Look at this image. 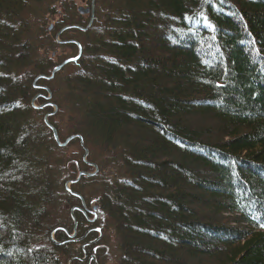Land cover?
Here are the masks:
<instances>
[{
  "label": "trees",
  "instance_id": "trees-1",
  "mask_svg": "<svg viewBox=\"0 0 264 264\" xmlns=\"http://www.w3.org/2000/svg\"><path fill=\"white\" fill-rule=\"evenodd\" d=\"M72 25H87L73 0H0V264L82 256L49 235L72 231L65 184L92 165L70 190L117 264H264V0H95L91 26L60 36L78 60L36 82L73 137L59 147L31 100L77 54L55 40Z\"/></svg>",
  "mask_w": 264,
  "mask_h": 264
},
{
  "label": "water",
  "instance_id": "water-1",
  "mask_svg": "<svg viewBox=\"0 0 264 264\" xmlns=\"http://www.w3.org/2000/svg\"><path fill=\"white\" fill-rule=\"evenodd\" d=\"M77 12H78L80 15H84V14H86V13H90V19H89V21H88L86 27H81V26H77V25L65 26V27H63V28H62V29L56 34V36H55V40H56V42H57L58 44H67V43H72V44H74V45L77 47V50H78V51H77V54H76L74 57H69V58L64 59V60L61 61L59 64H57L56 66H54V67L52 68V70H51V73H50L48 76H46V75H39L38 77H36V78L34 79V82H33V87H34V88L39 87V86L36 85V82H37L38 80H40V79H45V80H51V79H53L54 76H55V74H56L57 72L61 71L66 65H68V64H70V63H72V62H75V61L78 60V58L80 57L82 49H81V45H80L79 42H77V41H75V40L62 41V40L59 39V37H60V35H61L64 31H66V30H69V29H78V30H80V31H86L87 28L91 26L92 21H93V13H94V3H93V0H92V4H91L90 7L78 6V7H77ZM52 28H53V26L50 25V26L48 27V30L51 31ZM54 55H55V53L52 54V56H54ZM41 88L44 89V90L46 91V95L36 94V95L34 96V98L32 99V101H31V106H32L33 108H35V109H41V108H43L44 106H50V107L53 108V111H52V112L47 113V114L44 116V123H45V125L50 129V131L52 132L53 138H54L55 142L57 143V145H58L59 147H63V146H65L70 140H72L73 137H69V138L66 139L63 143H61V142L59 141L56 130L54 129V127H53V126L49 123V121H48V117H49L51 114H54V113L56 112L57 107H56V105H54L53 103L49 102V100H50V98H51V92H50V90H49L47 87H41ZM38 97H42L43 99L46 100V102H45L44 104H42V105L35 106L34 101H35L36 98H38ZM79 140H80V145H81V147L83 148V151H84V154H83L82 160H83L85 163H87L86 158H87V155H88V151H87L86 148H84V146H83V142H82V139H81L80 137H79ZM92 166L94 167V171H93V172H79L78 175H77V177H76L74 180H70V181L66 182V184H65V190H66L68 193H70L72 196L77 197V198L81 201V205H82L83 207H84L85 205H84V201H83L82 197H81L79 194H77V193H75V192H72V191L70 190V186H71L72 184L78 182L82 176H85V177H92V176H94V175L97 173V170H98V169L96 168L95 165H92ZM74 210H78V211H80V212H84V211H83V208H77V207H76V208H72V209H71V211H70V215H71L72 220H73V228H72V233H71V234H68V233L66 232V230H64L63 228H55V229H53V230L51 231L49 237H50L51 241H52L53 243H55L56 245H61V244H64L65 242H69V241L71 242V241H74V240H75V239H73V238H74V236H75V230H76L77 223H76V219H75V217H74ZM96 210H97V207H93V211H96ZM93 216H94V218H93V220H94L96 216H95V214H94ZM93 220H92V221H93ZM62 229L67 233V236H68L69 239H66V240H64V241H62V242H57V241L54 240V234H55L56 231H58V230H62ZM98 232L100 233L99 230H98ZM72 237H73V238H72ZM98 238H99V237H98ZM96 240H98V239H96ZM96 240H94V241H96ZM75 241H76V240H75ZM94 241H93V242H94ZM83 248H84V247H83ZM74 259H75V257L70 258V259L67 261V264H71V263H72V260H74ZM91 259L95 260L94 256H92Z\"/></svg>",
  "mask_w": 264,
  "mask_h": 264
},
{
  "label": "rangeland",
  "instance_id": "rangeland-1",
  "mask_svg": "<svg viewBox=\"0 0 264 264\" xmlns=\"http://www.w3.org/2000/svg\"><path fill=\"white\" fill-rule=\"evenodd\" d=\"M74 3H75V6L76 8L78 6H83V7H86L85 4H82L80 2V0H73ZM94 14H95V8H94ZM85 15V14H84ZM83 19L85 20V18L83 17ZM83 22H86L83 21ZM73 34V33H72ZM72 34H68V36H73ZM61 40V38H59ZM59 52L58 54L61 52V55H69V50L68 49H63V48H58ZM61 61L64 60V57H60ZM56 62L58 61V59L55 60ZM52 80V79H51ZM49 81V80H47ZM37 85V84H36ZM39 87H37L39 90L43 91L46 93V91L44 89H42L41 87H46V86H42V85H38ZM48 88V87H47ZM38 94H41L43 95L42 92H39ZM46 95V94H45ZM42 98V97H40ZM38 99V98H37ZM32 101V100H31ZM45 101V100H44ZM37 106V105H35ZM62 143V142H61ZM66 146V145H65ZM84 146V145H83ZM64 147V146H63ZM85 148V147H84ZM83 149V148H82ZM88 151V149H87ZM84 154V153H83ZM88 156V155H87ZM86 161H87V158H86ZM89 164V163H88ZM93 167V166H92ZM97 168V167H96ZM94 169V167H93ZM83 172V171H81ZM93 172V171H91ZM85 203V202H84ZM91 204V203H90ZM99 218V219H98ZM102 215L99 213V211H97L96 213V221L98 220L97 222V227L99 228V235H100V239L94 241V243L98 242V254H97V261L98 263L96 262V259L93 260L95 264H117V244H116V241L115 239L113 238L112 234L110 232H106V233H103L102 232V227H103V223L102 221H100V219H102ZM77 227V226H76ZM51 233V232H50ZM72 233V231H71ZM70 233V234H71ZM75 237V236H74ZM102 237L104 239V241H101L102 240ZM73 238V237H72ZM56 241V239H54ZM101 242V243H100ZM95 258V257H94ZM73 261V260H72ZM72 264V263H71Z\"/></svg>",
  "mask_w": 264,
  "mask_h": 264
},
{
  "label": "flooded vegetation",
  "instance_id": "flooded-vegetation-1",
  "mask_svg": "<svg viewBox=\"0 0 264 264\" xmlns=\"http://www.w3.org/2000/svg\"><path fill=\"white\" fill-rule=\"evenodd\" d=\"M80 2L82 4H85L86 7H90L92 4V0H80ZM93 3H94V8H95V0H93ZM79 17L81 18L82 22L85 20H86V22H88L89 18H90V13H86L85 15H79ZM83 17L85 18V20L83 19ZM82 215L85 217V219L87 221V225H86L87 228H86V231L83 233L82 236H77V230H76V235L73 238V239H78V241H76L75 243H80V248L82 250V256L76 257V259L78 261H80L82 264H95L94 261L91 259V257L94 256L96 259V262L98 263V261H97L98 242L94 243L93 241L98 238L97 230H99V228L97 226L93 225L96 222L95 220L90 221L89 216L93 217V215L88 209L84 212V214L82 213ZM67 233L69 234L71 232L67 231ZM67 233L64 232L65 240L69 239L67 236ZM94 233L97 236H94ZM99 239H100V237H99ZM83 246H84V249H83Z\"/></svg>",
  "mask_w": 264,
  "mask_h": 264
},
{
  "label": "snow or ice",
  "instance_id": "snow-or-ice-1",
  "mask_svg": "<svg viewBox=\"0 0 264 264\" xmlns=\"http://www.w3.org/2000/svg\"><path fill=\"white\" fill-rule=\"evenodd\" d=\"M221 3H223V0H221ZM205 21L207 20L206 17H202ZM185 19H188L187 17H185ZM217 87H220V85H217ZM261 227H264V222L261 223L260 225Z\"/></svg>",
  "mask_w": 264,
  "mask_h": 264
},
{
  "label": "bare ground",
  "instance_id": "bare-ground-1",
  "mask_svg": "<svg viewBox=\"0 0 264 264\" xmlns=\"http://www.w3.org/2000/svg\"><path fill=\"white\" fill-rule=\"evenodd\" d=\"M39 98V97H38ZM37 99V98H36ZM35 102V101H34ZM66 243V242H65ZM62 245V244H61Z\"/></svg>",
  "mask_w": 264,
  "mask_h": 264
}]
</instances>
